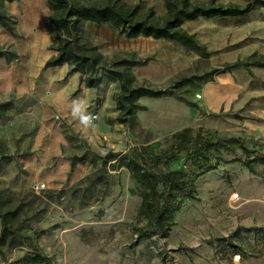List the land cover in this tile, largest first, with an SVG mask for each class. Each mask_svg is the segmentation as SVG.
Wrapping results in <instances>:
<instances>
[{"label": "rangeland", "instance_id": "obj_1", "mask_svg": "<svg viewBox=\"0 0 264 264\" xmlns=\"http://www.w3.org/2000/svg\"><path fill=\"white\" fill-rule=\"evenodd\" d=\"M107 1L112 0L98 3ZM190 1L243 6L247 0ZM118 2L125 7L136 5L140 17L158 23L166 14V0ZM0 8L14 21L12 32L0 26V48L16 55L5 57L11 70L0 65V75L17 79L35 68V82H47L46 93L43 87L29 90L43 95L42 102L29 97L16 103L20 108L30 104L23 112L0 109V190L6 207L24 210L19 237L0 247V264L21 259L34 249L49 259L38 264H264V164L249 170L240 161H229L243 157L236 145L218 152L197 146L191 154L182 152L170 158L169 168L191 172L198 170V160L208 157L212 164L219 160L214 169L198 175L196 197L184 201L165 237L136 238L135 228L142 225L136 217L140 197L124 168L107 165L108 175L99 180L88 178L99 169V157L106 149L125 151L135 144H148L151 151L162 152L168 150V136L184 127L193 133L202 128L203 136L206 130L238 136L248 149L263 152L261 110H253L251 102L240 103L242 91L231 96L236 90L230 84L220 96L212 94L206 101L197 85L205 72L225 62L253 52L264 54L258 51L264 49L258 41L264 37V10L242 18L200 16L184 23L182 28L194 35L206 55L201 48L179 42L141 35L129 38L108 24L83 23L80 44L94 47L107 66L130 61L137 85L170 89L182 76L192 77L190 84L173 88V95L141 97L138 102L145 108L137 111L130 126L117 120L119 85L110 74L102 75L79 108L74 101L80 94L74 90L80 76H65L61 66L43 68V58L54 54L49 47L54 31L49 27L51 11L45 0L4 1ZM31 27L37 32L49 30L47 47L34 55L28 49ZM68 84L70 91L58 95L57 88ZM206 86L211 89L215 83L202 88ZM3 89L0 101L17 97L15 90L7 99ZM81 111L87 118L97 114L86 129L79 128L75 119ZM40 183L44 186L39 187Z\"/></svg>", "mask_w": 264, "mask_h": 264}, {"label": "trees", "instance_id": "obj_2", "mask_svg": "<svg viewBox=\"0 0 264 264\" xmlns=\"http://www.w3.org/2000/svg\"><path fill=\"white\" fill-rule=\"evenodd\" d=\"M4 1L13 0H0V4ZM165 5L166 14L158 23L146 17H140L136 5L125 7L118 0L105 3H98V0H47V7L51 11L49 23L54 30L50 36L49 47L54 54L46 59L43 68L66 64L65 76L78 73L80 81H83L86 87L91 88H96L100 84L102 75L110 74L119 85L115 95L116 109L119 113L117 120L131 126L135 123L137 111L145 108L138 102L141 97L173 95L175 94L173 88L190 84L192 77L182 76L173 82L170 89H152L137 85L134 83V76L128 66L130 61L119 60L107 66L103 55L94 47L80 44L83 23L108 24L119 29L129 38L141 35L179 42L193 48H201L202 54L206 55V50L198 43L194 35L182 28L185 20L200 16L208 18L243 15L251 9L264 7V0H247L243 6L201 5L190 0H166ZM0 26L10 32L14 29V21L3 8H0ZM3 56L9 59L16 57L13 52L0 48V57ZM122 63L127 64L121 65ZM252 65L264 67V54L253 52L242 59L225 62L205 72L200 83L212 79L214 73L228 71L237 66H243L251 73L250 66ZM79 89L78 87L75 91ZM175 97L180 99L179 95ZM10 103V100L0 102V109L6 108ZM202 131V128H199L193 133L190 127H184L172 132L167 138L170 141L168 150L162 152L151 151L148 144H135L125 151L106 149L100 155L99 169L88 178L93 177L99 180L101 175H108L107 165L110 169L124 168L126 170L140 197L136 217L142 221V225L135 228L137 239L153 235L165 237L174 225V216L184 201L196 197L195 180L198 175L214 169L219 160L216 158L215 163L212 164L208 157H205L203 162L198 160V170L191 172L182 168H169L168 162L175 154L182 152L191 154L198 147V149H213L218 152L220 149H230L236 145L241 149L243 157L235 156L229 161H240L249 170H252L255 165L264 164V151L248 149L240 137L222 136L215 132L212 134L210 130H206V135L203 136ZM2 150L0 145V152ZM194 158L197 157L194 156ZM130 191L134 192L133 189ZM4 203L3 192L0 190V247L19 237L21 229L19 223L24 211L19 206L6 207ZM20 261L38 264L49 261V259L34 249L23 258L7 264H17Z\"/></svg>", "mask_w": 264, "mask_h": 264}, {"label": "crops", "instance_id": "obj_3", "mask_svg": "<svg viewBox=\"0 0 264 264\" xmlns=\"http://www.w3.org/2000/svg\"><path fill=\"white\" fill-rule=\"evenodd\" d=\"M45 2L47 3V0H45ZM259 10H264V7L254 8V9H251L250 11H248L247 13H245L243 15L230 16V17L242 18V17H246L247 15H250L251 13H254L255 11H259ZM197 18H195V19H197ZM195 19L185 20L183 22V24L190 22V21H194ZM33 27H31L30 37L28 38V42H29L28 43V49L30 50V54H32V55L35 54L36 50L44 49L45 47H47L48 41H49V36H48L49 30L44 31V32H37V28L35 29ZM49 27H51L50 23H49ZM258 41L261 42L262 44H264V37L258 38ZM261 50H264V49L263 48L258 49V51H261ZM46 59H47V57L45 56L41 62L43 65H44ZM0 65L5 66L3 70H6V71L11 70V68H10L11 64L9 65L7 63V60L4 56L0 57ZM61 67H64V68H62V71H65V73H66L67 65L63 64ZM48 68H50V67H48ZM34 71H35V68L33 69V71L31 69H29V70H27V72L24 73V75H22V77L18 76L17 79L15 78L16 76H14V78H11V77L8 78L6 76H4L2 78V76L0 75V87L6 88L5 90L3 89L1 91H2V94L3 93L7 94V96H8L7 99L10 98L9 94L15 92V90H16L15 95L17 97L16 98L14 97V99L10 100L11 103L6 107L7 110L14 111V109H16V110L20 109L23 112L25 107H29L30 104L28 103L23 108H20L19 106L16 107V105H17L16 103L24 102L29 97H32L34 102L40 103L43 101V99H42L43 95L38 94L36 96V95H34L35 92L29 91L30 88H32V87H41V88L43 87V93H46V91H44L46 89V85H47L46 80H38L37 82H35V80L33 79V74H35ZM250 71H251V73L245 67L237 66V67L231 68L228 71L214 73L212 76V79H209L207 81L200 83V85L198 86L201 90L200 94L203 96V98H205L204 101H206L207 98L211 100L212 94L220 96L221 95L220 92L225 90L224 86H228L230 84L231 89L236 90L234 95H231V96H235L238 91H242V93L239 94L240 95V97H239L240 103H250L251 102L252 103V109L253 110H256V109L261 110V112L263 113L262 117L264 118V67L252 65V66H250ZM75 75H79V74L74 73V74H71L69 76H71L73 79V77H75ZM239 75L242 78L240 81L238 80ZM213 82L215 83L214 88L210 89V87H207V86L202 88L206 84H211V83L213 84ZM70 86H71L70 84L64 85L62 90L60 88H57V92H58L57 94L62 95V96L66 95V93L68 91H70V89H71ZM73 86H74V84H73ZM78 87L80 88V90H79L80 95L74 101V105L81 108L82 105L85 102H87V100L89 99V97L93 93L92 91H94L95 88L86 87L84 85V82L80 81V80L78 83L76 82L75 90ZM224 96H225V94L222 93V98H224ZM215 100H216V102L220 101L218 98ZM0 102H2V101H0ZM89 117L87 118V115L85 114V112L81 111V113H79L75 117V119H77L76 121H77L78 127L79 128L83 127L85 129H86V127L88 128L89 123H90Z\"/></svg>", "mask_w": 264, "mask_h": 264}, {"label": "built area", "instance_id": "obj_4", "mask_svg": "<svg viewBox=\"0 0 264 264\" xmlns=\"http://www.w3.org/2000/svg\"><path fill=\"white\" fill-rule=\"evenodd\" d=\"M198 96H199V95H198ZM54 118L57 119V120H60V118H59L58 115H55ZM96 118H97V114H96V113H93V114L90 115V117H89V121H90V122H91V121H94ZM37 185H39V184H37ZM43 186H44V184H43V183H40V186H39V187H43Z\"/></svg>", "mask_w": 264, "mask_h": 264}]
</instances>
